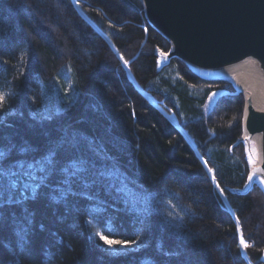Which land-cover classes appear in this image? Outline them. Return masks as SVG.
<instances>
[{
    "label": "trees",
    "instance_id": "obj_1",
    "mask_svg": "<svg viewBox=\"0 0 264 264\" xmlns=\"http://www.w3.org/2000/svg\"><path fill=\"white\" fill-rule=\"evenodd\" d=\"M78 4L81 12L74 0H0V92L7 97L0 138L42 152L46 133L54 139L74 127L107 148L143 198L133 207L101 190L100 200L76 198L67 208L30 201L33 225L23 247L11 217L21 209L6 208L0 264H264V193L257 185L236 192L250 175L240 141L243 95L180 59L160 66L171 44L150 26L141 0ZM215 92L225 94L205 113ZM34 109L54 120L38 123ZM241 232L252 245L249 262ZM101 235L135 244L110 246Z\"/></svg>",
    "mask_w": 264,
    "mask_h": 264
},
{
    "label": "snow or ice",
    "instance_id": "obj_2",
    "mask_svg": "<svg viewBox=\"0 0 264 264\" xmlns=\"http://www.w3.org/2000/svg\"><path fill=\"white\" fill-rule=\"evenodd\" d=\"M124 64L127 65L128 61L125 60ZM215 95L216 93H212V96ZM6 99V95L0 92V106L4 105ZM33 113L32 119L38 123L54 120V115L47 109H34ZM4 116V113H0V123ZM58 131L59 135L54 139L51 138V133H46L49 139L42 152L30 142L17 144L9 139L4 143L0 138V229L4 227L5 209L19 207L21 215L17 216L13 212L11 217L13 234L21 247L29 242L33 225L34 214L27 206L30 201L43 198L67 208L76 198L100 200L101 190L105 195H115L123 203L133 207L140 204L143 198V189L132 185L127 175L121 171L116 158L102 143H97L95 138L74 127H62ZM36 152L41 154L34 156L33 153ZM13 153L16 154V159H12ZM255 176L256 170L248 176L249 182ZM260 182L264 183V177L260 178ZM216 187L223 195L224 190L218 182ZM100 239L110 246L119 244L122 248L135 244V241L130 240L113 241L104 235ZM239 243L244 250L252 246L245 241L242 232Z\"/></svg>",
    "mask_w": 264,
    "mask_h": 264
},
{
    "label": "water",
    "instance_id": "obj_3",
    "mask_svg": "<svg viewBox=\"0 0 264 264\" xmlns=\"http://www.w3.org/2000/svg\"><path fill=\"white\" fill-rule=\"evenodd\" d=\"M141 1L150 26L171 44L170 52L162 54L163 65L175 58L187 66L186 59L201 66L222 65L248 55L264 60V0ZM248 126L253 134L264 133V117L255 115ZM240 141L244 143L243 139ZM254 170L257 171V176L253 177L252 182L247 180V187L245 185L237 193L245 195L254 185L259 186L257 179L264 175V161L260 166L253 167L250 174ZM239 247L249 262L246 250L240 244Z\"/></svg>",
    "mask_w": 264,
    "mask_h": 264
},
{
    "label": "bare ground",
    "instance_id": "obj_4",
    "mask_svg": "<svg viewBox=\"0 0 264 264\" xmlns=\"http://www.w3.org/2000/svg\"><path fill=\"white\" fill-rule=\"evenodd\" d=\"M174 49L175 45L172 52H174ZM162 58L164 59L163 56ZM162 61L164 63V60ZM186 62L202 78H225L234 81L239 86L246 100L242 139L247 147L252 143L258 145L261 153V162L257 166H260L264 161V133H251L248 125L255 115L264 117V60L248 55L239 60L217 66H201L188 59H186ZM261 177H264V175H260L258 179ZM229 210L232 212L230 206ZM108 226L109 223H107L106 227Z\"/></svg>",
    "mask_w": 264,
    "mask_h": 264
},
{
    "label": "rangeland",
    "instance_id": "obj_5",
    "mask_svg": "<svg viewBox=\"0 0 264 264\" xmlns=\"http://www.w3.org/2000/svg\"><path fill=\"white\" fill-rule=\"evenodd\" d=\"M142 2V1H141ZM74 3H75V6L77 7V9L81 12V10H80V6H79V4L77 3V1H75L74 0ZM143 4V3H142ZM144 6V5H143ZM82 16H83V18L85 19V20H87L89 23H92V22H90L88 19H87V17L85 16V15H83L82 14ZM93 24V23H92ZM94 25V24H93ZM94 27H96L95 25H94ZM97 28V27H96ZM97 30H98V28H97ZM162 60H164L163 58H162V56H160L159 57V65L160 66H163V61ZM198 76V75H197ZM201 78V77H200ZM230 82L233 84V86H235V88H236V90L239 92L240 91V89H239V86L234 82V81H231L230 80ZM216 93V95L215 96H210L209 97V99L207 100V103H206V105L204 106V112L205 113H208L211 109H212V107L214 106V104H215V102L217 101V99L220 97V96H222L223 94H225L224 92H215ZM242 95H243V93H241ZM243 97H244V95H243ZM246 102V101H245ZM170 117V120L172 121V122H174L175 124H177V121H176V118H175V116L172 114V115H170L169 116ZM243 119H244V116H243ZM177 127H178V124H177ZM179 128V127H178ZM180 130H181V132L183 131L181 128H180ZM183 134L186 136V139L189 141L190 139H189V137L186 135V133L183 131ZM190 142V141H189ZM244 144V143H243ZM192 146H193V144H191ZM246 145V144H245ZM245 151H246V158H247V161H248V163H249V165H250V170L253 168V167H255V166H257L260 162H261V153H260V149H259V147H258V145H256L255 143H252V144H250V146L249 147H247V146H245ZM202 160V159H201ZM257 183H258V185H259V187L262 189V191H263V193H264V183H261L260 182V179H258V181H257Z\"/></svg>",
    "mask_w": 264,
    "mask_h": 264
}]
</instances>
